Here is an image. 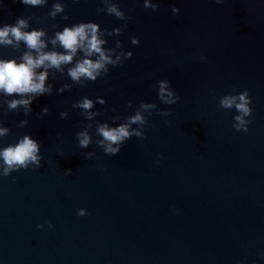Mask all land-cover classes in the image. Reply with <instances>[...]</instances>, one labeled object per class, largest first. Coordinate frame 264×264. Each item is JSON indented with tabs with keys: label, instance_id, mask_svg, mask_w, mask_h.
Returning <instances> with one entry per match:
<instances>
[{
	"label": "water",
	"instance_id": "1",
	"mask_svg": "<svg viewBox=\"0 0 264 264\" xmlns=\"http://www.w3.org/2000/svg\"><path fill=\"white\" fill-rule=\"evenodd\" d=\"M110 2L130 18L98 12L102 0H0V26L27 18L25 31L45 32V51H63L51 40L65 26L94 21L113 58L133 53L97 80L75 82L68 70L84 58L78 50L47 69L51 93L29 112L8 108L27 97L0 91V127L9 130L0 149L27 134L42 157L0 176V264H264V0H150L155 11L144 0ZM57 3L64 11L53 17ZM25 51L23 42L0 44V59L20 62ZM160 81L180 99L162 101ZM246 89L250 123L237 131L240 113L220 101ZM85 97L91 109L74 106ZM137 111L146 123L130 131L143 136L105 153L98 125L117 127Z\"/></svg>",
	"mask_w": 264,
	"mask_h": 264
},
{
	"label": "clouds",
	"instance_id": "2",
	"mask_svg": "<svg viewBox=\"0 0 264 264\" xmlns=\"http://www.w3.org/2000/svg\"><path fill=\"white\" fill-rule=\"evenodd\" d=\"M21 3L28 6H38L45 2V0H20ZM106 5L103 8H98V12H106L107 14L114 15L120 20L129 19L126 17L124 11L120 8L118 3L110 2V0H102ZM221 3L222 0H217ZM145 7H151L153 11L157 9V5L150 4V0H144ZM64 6L57 3L53 6V11L50 13L53 17L57 12H63ZM173 13H177L179 10L173 7ZM67 19V16L64 17ZM29 27L27 18L18 17L13 24H4L0 26V44L12 45L18 47L20 42H23L28 51H25L17 62L16 59H0V91L6 95L17 94L21 99H13L8 102L9 110L16 109L19 106H23L26 112L31 111L30 105L37 96L44 95L45 93H51V86H45L47 79L48 68L60 69L61 65L69 64L72 62L73 57L77 51L80 50L84 53V58L79 60L74 67L68 70V75L75 82H79L81 78H85L90 81L97 80L98 77L106 75L109 71V65L116 66L121 65L123 60L131 58L133 53L129 50L121 52L113 58L115 52L114 49H106L103 45L106 41L101 38L102 33L99 29V24L94 21H81L73 24L71 27L65 26L62 31H57L54 38L51 40L53 45L57 43L63 49V51H45L47 44L42 37L46 34L42 29H33L31 31H25ZM113 34V33H110ZM114 34H122L121 29H115ZM132 44H138L139 38L133 36L131 38ZM117 46H120V42H117ZM35 52V55H33ZM96 58L93 59L92 57ZM123 57V60L121 59ZM203 58V57H201ZM44 67L45 71L37 72L36 70ZM167 81L159 82V98L165 103H175L180 97L175 96L174 93L168 88ZM68 87V86H65ZM62 90V89H61ZM101 104L105 103L104 100L99 99ZM133 102H128V107H132ZM220 104L224 108H235L239 115L234 117L236 123L233 127L237 130H248V124L250 121L246 120L252 113L251 98L248 90L240 92L238 95H226L224 96ZM78 106L81 109L87 111L93 107V102L85 97ZM154 107L150 104H140V108L147 110ZM47 112V108L43 110ZM160 115H170V112H161ZM61 113V116H64ZM92 113H89L88 119H91ZM26 121H22V126L26 124ZM146 123L145 117L140 111H137L135 115H131L125 119L123 123H120L117 127H109L108 124H100L97 127L98 134L103 138L98 141L107 154H118L120 147L124 141L132 136L142 137L143 133L137 129L130 131L131 125ZM8 129L0 127V136L8 134ZM80 147H87L90 143V136L87 131H83L77 134ZM115 145V147H113ZM40 145L37 140L33 139L30 135H24L18 143L9 144L6 147L0 149V167L3 168V172L0 176H8L13 171L21 168H28L29 165L40 166L42 157L39 155ZM89 156L91 154H88ZM159 163V160L156 161ZM71 170H67L66 174H70ZM79 215H84L85 210L79 209ZM43 227V225H38ZM49 227H52L49 223Z\"/></svg>",
	"mask_w": 264,
	"mask_h": 264
}]
</instances>
